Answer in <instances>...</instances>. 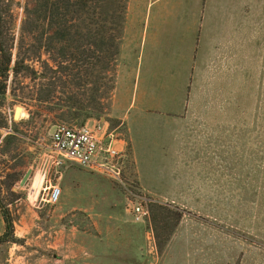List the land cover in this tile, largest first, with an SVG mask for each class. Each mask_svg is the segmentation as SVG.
Segmentation results:
<instances>
[{"label":"rangeland","instance_id":"374dc122","mask_svg":"<svg viewBox=\"0 0 264 264\" xmlns=\"http://www.w3.org/2000/svg\"><path fill=\"white\" fill-rule=\"evenodd\" d=\"M27 1L13 8L17 34ZM104 7L115 14L111 25L120 36L110 80L101 62L90 84L64 88L68 77L55 60L58 52L43 48L26 60L30 69L16 83L10 75L0 97L1 201L18 238L0 245V264H264V0H104ZM222 26L234 33L232 46L207 59L204 83L188 86L200 93L188 104L201 118L207 161L174 174L167 142L157 137L174 147L166 122L174 88L194 61V44L203 50ZM121 60L119 104L133 123L148 115V124L136 127L145 182H164L162 191L171 194L146 188L126 124L112 112ZM206 92L211 99H204ZM71 97L84 108L70 109ZM17 106L24 114L15 119ZM97 120L127 141L117 176L59 161L48 147L58 124ZM54 185L62 194L50 203ZM138 204L148 211L140 219ZM4 231L0 208V235Z\"/></svg>","mask_w":264,"mask_h":264},{"label":"trees","instance_id":"16d2710c","mask_svg":"<svg viewBox=\"0 0 264 264\" xmlns=\"http://www.w3.org/2000/svg\"><path fill=\"white\" fill-rule=\"evenodd\" d=\"M16 1L0 0V97L7 92L10 75L16 83L30 69L26 60L43 48L47 52H58L55 60L68 77V85L64 88L71 85L82 88L90 84L91 75L101 62L104 64L101 71L107 74L119 52L120 36L111 25L115 14L105 12L104 0H28L19 34L13 12ZM74 42H78L76 47H73ZM76 52L82 54L81 59L77 60ZM72 60H76L74 64L66 63ZM105 78L110 80L111 76L107 74ZM55 89L56 85H52V90ZM77 105L84 108L81 100L71 97L69 108ZM97 110L102 111V106ZM12 137L14 135L9 134L6 138ZM0 208L5 222L0 245L17 242L15 221L1 201V186Z\"/></svg>","mask_w":264,"mask_h":264},{"label":"crops","instance_id":"0c3cea01","mask_svg":"<svg viewBox=\"0 0 264 264\" xmlns=\"http://www.w3.org/2000/svg\"><path fill=\"white\" fill-rule=\"evenodd\" d=\"M235 27L236 25H234V28ZM246 29L244 30V32L246 31ZM236 30L239 33L238 35H241L240 33L243 29H241V27H237ZM227 33V29L224 30L223 26L221 29L216 30V38L212 39L210 44L204 47L203 50H199V47L194 44V46L192 47L195 55V57H193L194 61L192 62V64H190L189 67H186V71L184 72L185 78L183 79V85L180 86V80H178L177 87L174 88L175 91L173 92L172 100H174L175 107L168 108L166 118V122L170 125V132H173L172 138L174 139V147L171 146V142L169 140H166L165 137H157L158 140L167 142L168 149L164 154L171 159L170 161H173V163L176 164V167L172 170L174 171V174L186 173L189 170H192L191 165L207 161L205 159L206 157L201 156V149L204 147L200 145L202 129L201 118L193 109L194 103L190 102V104H188V101L199 97L200 93L196 95L194 92L189 91L188 86L195 83H204L206 80L207 69L209 68V65L206 62L207 59H215L219 52H225L230 49L233 44L234 33L233 35ZM198 53L199 59H196V57L198 58ZM123 70L124 67H122L121 60L119 65L114 102L112 105V112H114V115L117 118L122 119L126 124V135L130 144V152L134 158V161L137 165L140 176L146 185V188L155 195L171 194L170 192L165 193L164 191H162V188L160 186H162L164 182H160L157 184L145 182L146 178L140 167V155L142 154V151L139 149L138 142L136 141V127L137 123H139L138 126L147 125L148 122L146 121H148V115L146 114V112L140 114L138 120L133 123V119H129L126 114V110H124L123 106L119 104V100L117 97V86L119 85V82L121 80ZM204 95L206 96L204 97V99H211V97H209L210 95H212L210 92H206V94ZM142 111H150V109L144 107Z\"/></svg>","mask_w":264,"mask_h":264},{"label":"built area","instance_id":"2783aa9c","mask_svg":"<svg viewBox=\"0 0 264 264\" xmlns=\"http://www.w3.org/2000/svg\"><path fill=\"white\" fill-rule=\"evenodd\" d=\"M52 156L82 167L117 176L127 152V141L112 130L105 120L81 125L58 124L51 133L48 145ZM62 194L59 185L49 188L48 201L56 203ZM137 218L148 214L143 204L134 209Z\"/></svg>","mask_w":264,"mask_h":264},{"label":"water","instance_id":"95a60500","mask_svg":"<svg viewBox=\"0 0 264 264\" xmlns=\"http://www.w3.org/2000/svg\"><path fill=\"white\" fill-rule=\"evenodd\" d=\"M22 106H17L15 111H14V118L15 119H18L20 117V113H21V110H22ZM32 171H33V168H29L25 175L22 177L21 181H20V186H23L25 185V183L28 181L30 175L32 174Z\"/></svg>","mask_w":264,"mask_h":264},{"label":"bare ground","instance_id":"6f19581e","mask_svg":"<svg viewBox=\"0 0 264 264\" xmlns=\"http://www.w3.org/2000/svg\"><path fill=\"white\" fill-rule=\"evenodd\" d=\"M22 111H23V108H22V110H21V113L24 114ZM21 113H20V115H22ZM40 184H41V181H39V186H40ZM37 189H38V187H37ZM34 194H35V193H34Z\"/></svg>","mask_w":264,"mask_h":264}]
</instances>
